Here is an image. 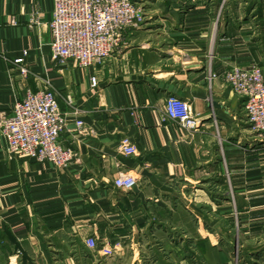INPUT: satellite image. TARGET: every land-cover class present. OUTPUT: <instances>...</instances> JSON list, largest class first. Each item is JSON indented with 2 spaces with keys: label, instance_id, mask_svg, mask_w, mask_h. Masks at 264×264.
Wrapping results in <instances>:
<instances>
[{
  "label": "crops",
  "instance_id": "1",
  "mask_svg": "<svg viewBox=\"0 0 264 264\" xmlns=\"http://www.w3.org/2000/svg\"><path fill=\"white\" fill-rule=\"evenodd\" d=\"M136 1L144 25L84 70L52 61L55 0H0V112L48 82L61 145L78 155L60 171L11 157L0 133V264L264 263V142L224 81L234 67L264 71V0ZM171 96L189 103L199 131L166 118ZM78 120L90 136L77 135ZM125 137L137 155L119 153ZM121 169L140 178L131 192L114 185Z\"/></svg>",
  "mask_w": 264,
  "mask_h": 264
},
{
  "label": "built area",
  "instance_id": "2",
  "mask_svg": "<svg viewBox=\"0 0 264 264\" xmlns=\"http://www.w3.org/2000/svg\"><path fill=\"white\" fill-rule=\"evenodd\" d=\"M140 4L136 0H55L50 24V48L55 66L63 68L73 62L86 70L109 62L124 45L126 31L144 25L145 14ZM34 24H38L36 19L32 21ZM14 64L24 81L33 75L24 66L23 59ZM224 81L243 100L246 122L252 133L264 142V71L258 66L234 67L224 73ZM93 84L97 85L96 79ZM58 97L56 89L47 82L43 90H28L11 114L0 112V133L7 141L11 157L50 163L60 171H67L78 162L77 153L60 142L65 117ZM67 103L72 106L71 97ZM165 116L187 131L197 132L201 128V121L192 113L189 103L177 97L167 99ZM75 132L80 137L92 134L81 120L76 122ZM118 151L125 157L138 153L128 137L120 141ZM139 182L136 172L121 169L114 185L118 190L131 192ZM86 243L91 249L98 247L94 238L87 239ZM115 252V248L101 250L105 257H112Z\"/></svg>",
  "mask_w": 264,
  "mask_h": 264
},
{
  "label": "rangeland",
  "instance_id": "3",
  "mask_svg": "<svg viewBox=\"0 0 264 264\" xmlns=\"http://www.w3.org/2000/svg\"><path fill=\"white\" fill-rule=\"evenodd\" d=\"M221 224H227L224 220H222V218H221V222H220ZM264 264V263H263Z\"/></svg>",
  "mask_w": 264,
  "mask_h": 264
}]
</instances>
